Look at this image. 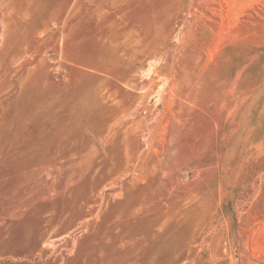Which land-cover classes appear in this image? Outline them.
<instances>
[{
    "label": "rangeland",
    "instance_id": "obj_1",
    "mask_svg": "<svg viewBox=\"0 0 264 264\" xmlns=\"http://www.w3.org/2000/svg\"><path fill=\"white\" fill-rule=\"evenodd\" d=\"M0 264H264V0H0Z\"/></svg>",
    "mask_w": 264,
    "mask_h": 264
}]
</instances>
